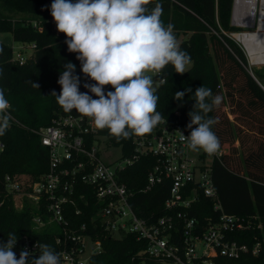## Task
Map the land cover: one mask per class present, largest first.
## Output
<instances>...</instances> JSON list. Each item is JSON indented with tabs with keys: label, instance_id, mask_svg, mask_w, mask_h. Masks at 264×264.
Here are the masks:
<instances>
[{
	"label": "trees",
	"instance_id": "obj_1",
	"mask_svg": "<svg viewBox=\"0 0 264 264\" xmlns=\"http://www.w3.org/2000/svg\"><path fill=\"white\" fill-rule=\"evenodd\" d=\"M51 3L52 0H0V31L12 33L15 41L36 44L34 56L19 64L13 60V47L0 41V88L5 90L14 116L5 135L0 136L4 144L0 152V240L6 243L7 234L15 231L18 238L29 235L55 250V237L62 236V228L50 223L39 229L32 208L15 207L4 180L6 175L36 178L47 172L49 149L42 144L37 130L52 124L57 116L80 115L75 109L65 112L51 95L53 91L57 95L61 92L57 81L63 65L69 61L76 65L81 92H88L84 83H95L81 72L77 54L68 51L67 37L51 21ZM157 3L163 7V24L174 25V35L182 36L179 45L191 56L192 65L184 74L176 73L172 65L159 74L156 110L168 123L189 129L188 113L195 105L194 92L198 87L211 88L213 95L223 97L221 105L208 114L218 121L212 130L219 138L220 148L226 150L222 161L215 160L212 164L222 209L216 210L214 200L201 195L192 213L201 223H206L208 218L216 221L222 211L251 221L249 228L233 232L230 239L252 247L264 238V231L257 226L264 223V89L260 86H264V71L250 68L245 49L231 36L239 30L232 22L234 0H151L147 7L151 9ZM15 13L32 14L41 21L42 29L32 23L14 21L9 14ZM255 27L257 32H241L235 36L246 46L251 63L261 65L264 64V6L258 9ZM187 87L192 88V93L186 94L182 101L175 100V93ZM104 90L114 91L110 85ZM88 94L97 98L91 92ZM100 132L107 135L109 144L121 148L123 157L135 153V135L117 139L108 129ZM238 153L242 163L236 161ZM155 163V157L143 156L121 173L128 188L137 192L133 206L149 218L152 213L155 218L166 214L164 205L170 190V182L165 181L142 191ZM77 191L79 195L85 194L89 204L78 199V206L83 209L81 214L72 205L68 206L66 215L71 228L81 231V226L86 224V232L102 243V250L92 256L90 264H162L147 255L145 240L131 233L114 237L94 220L100 204L93 186L79 183ZM15 254L18 259L20 253ZM38 256L32 255L29 259ZM213 259L214 264H264V246L257 254L243 253L238 258L219 255Z\"/></svg>",
	"mask_w": 264,
	"mask_h": 264
},
{
	"label": "built area",
	"instance_id": "obj_2",
	"mask_svg": "<svg viewBox=\"0 0 264 264\" xmlns=\"http://www.w3.org/2000/svg\"><path fill=\"white\" fill-rule=\"evenodd\" d=\"M235 5L236 0L233 8ZM25 43L22 42V47ZM13 52V60L21 64L27 62L16 54L14 48ZM8 111L12 123L11 104ZM190 131L178 123L162 122L151 134L135 136L133 156H121L109 162L103 158V149L120 147L109 144L107 135L95 127L91 118L60 115L53 119L52 124L37 130L42 144L49 149V170L36 178L6 175V191L13 197L16 208L15 201H20V209L25 206L32 208L33 219L39 229L50 223L62 228V236L55 237V252L61 255L62 264H90L92 256L102 250L101 240L86 232V224L77 231L71 228L67 218L70 205L75 207L77 214L83 212L78 199H82L85 205L89 204L85 194H78L79 183L95 188L100 206L94 220L107 234L114 237L134 234L147 242V255L162 263L214 264L213 258L219 255L238 258L243 253L257 254L264 246V238L252 247L230 239L233 232L249 228L251 221L224 211L216 221L208 218L206 223H201L193 215L192 210L201 195L213 199L216 210L222 209L212 164L215 160L222 161L226 150L220 148L212 156L202 150H190L187 142L179 139L180 132L187 137ZM3 148L0 138V152ZM148 155L155 157L156 163L149 171L146 188L142 191L170 182L164 205L166 214L158 218L153 213L149 218L137 212L132 203L137 192L130 190L121 177L129 165ZM257 226L264 231L263 222ZM41 243L46 244L24 235L17 239L13 251L20 253L27 249L32 255H39L37 245Z\"/></svg>",
	"mask_w": 264,
	"mask_h": 264
},
{
	"label": "clouds",
	"instance_id": "obj_3",
	"mask_svg": "<svg viewBox=\"0 0 264 264\" xmlns=\"http://www.w3.org/2000/svg\"><path fill=\"white\" fill-rule=\"evenodd\" d=\"M151 0H52L50 14L57 31L65 34L68 51L80 61L81 72L94 84L84 83L88 92H81L76 65H63L55 96L65 112L76 110L91 118L97 129H108L117 139L151 134L160 123H166L157 109L158 85L152 75L161 74L172 65L178 74L186 73L192 63L191 56L181 49L174 35V25L161 21L163 7L157 3L148 8ZM2 75V72H0ZM110 85L114 91L105 92ZM39 88L38 84L33 85ZM192 88L178 91L174 99L182 101ZM195 105L188 113L189 136L180 132V141L187 142L192 151L216 154L221 147L212 130L218 121L209 117L219 107L223 97L213 95L212 89L198 87L194 92ZM10 103L5 90L0 88V136L10 127ZM195 126V127H193ZM7 242L0 243V264H62V257L51 245L39 244L38 258L21 250L17 259L13 248L17 243L15 231L7 234Z\"/></svg>",
	"mask_w": 264,
	"mask_h": 264
},
{
	"label": "rangeland",
	"instance_id": "obj_4",
	"mask_svg": "<svg viewBox=\"0 0 264 264\" xmlns=\"http://www.w3.org/2000/svg\"><path fill=\"white\" fill-rule=\"evenodd\" d=\"M259 6L260 7L264 6V0H259ZM234 13H235V8H233L232 22L235 26H237L239 28V30H237L231 34V36L234 39L237 40V37L235 36L236 33L257 32V27H247V26H242V25L235 23L234 22ZM9 16L12 17L14 21H25L27 23H32L36 26H39V28L42 29L41 21L35 19L34 16H32V14L15 13L13 15L9 14ZM51 21L54 22L53 19H51ZM255 24H256V22H255ZM175 37L177 39V42L180 43L182 40V36H178V37L175 36ZM0 41L11 45L14 48V50H16V54L17 55L20 54V56L23 57L27 62L34 56L35 51H36V44L35 43L27 42V43L23 44V47H22V42L15 41L13 38V34L10 32H1L0 31ZM237 41L243 46V48L245 49V51L247 53L250 68L251 69H261L262 71H264V64L253 65L251 63L250 56H249L248 50L246 49L245 45L243 43H241V41H239V40H237ZM14 61H16V60H14ZM16 62L21 64L19 61H16ZM191 65H192V63L190 65L186 66V70L189 69L191 67ZM148 74L152 75L154 77L156 85H159V83H160L159 74H155V73H148ZM47 77H49L48 74H47ZM102 152H103V158L109 162H111V161L117 159L118 157L122 156L120 148H110V149H105V150L103 149ZM236 161L242 163L241 153L237 154ZM24 177H25V175H24ZM15 202L17 204V209H20V206H21L20 201H15ZM162 264H176V263L166 261V262H163Z\"/></svg>",
	"mask_w": 264,
	"mask_h": 264
},
{
	"label": "bare ground",
	"instance_id": "obj_5",
	"mask_svg": "<svg viewBox=\"0 0 264 264\" xmlns=\"http://www.w3.org/2000/svg\"><path fill=\"white\" fill-rule=\"evenodd\" d=\"M259 0H236L234 22L247 27H255Z\"/></svg>",
	"mask_w": 264,
	"mask_h": 264
},
{
	"label": "water",
	"instance_id": "obj_6",
	"mask_svg": "<svg viewBox=\"0 0 264 264\" xmlns=\"http://www.w3.org/2000/svg\"><path fill=\"white\" fill-rule=\"evenodd\" d=\"M238 40V39H237ZM258 83L260 84V82L258 81ZM260 86L264 89V86H262V84H260Z\"/></svg>",
	"mask_w": 264,
	"mask_h": 264
},
{
	"label": "crops",
	"instance_id": "obj_7",
	"mask_svg": "<svg viewBox=\"0 0 264 264\" xmlns=\"http://www.w3.org/2000/svg\"><path fill=\"white\" fill-rule=\"evenodd\" d=\"M240 41V40H239ZM242 43V42H241ZM244 44V43H243ZM246 47V46H245ZM247 49V48H246ZM251 60V59H250Z\"/></svg>",
	"mask_w": 264,
	"mask_h": 264
}]
</instances>
